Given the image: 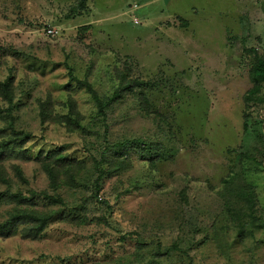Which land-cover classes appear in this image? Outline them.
I'll return each instance as SVG.
<instances>
[{
	"label": "rangeland",
	"instance_id": "1",
	"mask_svg": "<svg viewBox=\"0 0 264 264\" xmlns=\"http://www.w3.org/2000/svg\"><path fill=\"white\" fill-rule=\"evenodd\" d=\"M78 3L0 0V81L11 78L12 99L0 88V196L34 194L31 208L53 212L37 238L0 233V264H264V101L243 124L264 0ZM72 73L104 99L121 80L148 82L137 90L150 108L123 92L104 138ZM70 101L86 130L63 117ZM138 138L157 146L153 160L143 149L119 169L100 161L107 143ZM58 146L76 163L52 179L36 157ZM239 168L255 204L227 185ZM14 204L0 197V222Z\"/></svg>",
	"mask_w": 264,
	"mask_h": 264
},
{
	"label": "trees",
	"instance_id": "2",
	"mask_svg": "<svg viewBox=\"0 0 264 264\" xmlns=\"http://www.w3.org/2000/svg\"><path fill=\"white\" fill-rule=\"evenodd\" d=\"M87 0H79L78 8H85ZM252 53V64L250 67V78L252 86L247 90L243 96L245 103L244 110V128L248 126L249 108L252 102L264 101V56L261 55L256 49H251ZM73 75V73H72ZM73 80L81 87H84L94 99L95 105L97 107V114L100 118V122L104 127V138L107 137V132L109 130L108 126V112L112 108V104L119 97L122 96L123 92L128 91L133 95V98L136 99V102L143 110H148L150 108V98L146 90L141 89L137 90L138 87L148 84V82H143L142 80H121L119 82V87L112 98L104 99L103 96L98 92L97 88L93 85L88 78L80 79L73 75ZM11 85V78L8 77L3 81H0V88L4 91L5 96L11 101V94H9ZM74 103L70 101V112L67 116L64 114V118H68L69 121L76 123L78 127L83 130H86V126L82 123L81 120L77 119L74 116ZM95 125H97L95 123ZM98 128V127H97ZM17 138L19 137L20 141L25 142L29 141L32 138V134L24 131H15ZM95 134L100 132V129L93 131ZM14 138V139H17ZM6 141V142H10ZM5 143V142H4ZM8 143H5L4 147H7ZM65 146H58L57 148L45 151H39L36 159H38L42 165L45 167L46 171L49 173L52 179L59 177L60 174H64L62 171L64 168L73 166L76 163L73 155L64 153ZM157 148L152 142H146L144 139L138 138L133 140H125L117 143H107L105 150L101 154L100 161L102 163L107 162L108 164H113L112 167H117L119 169L118 160L121 157L129 158L131 151L142 152L143 149L148 150V156L153 160L155 157L154 150ZM144 155V154H142ZM244 154H241L243 156ZM248 155V154H246ZM249 156V155H248ZM242 160V158H241ZM240 160V161H241ZM17 173L22 176V171L20 166H15ZM114 168V169H115ZM240 172V173H239ZM242 169L239 168L238 172L232 171L231 178L226 181L229 189L230 187H235V195L243 201L245 204H255L256 203V192L251 189V181L245 182L243 185L240 184V174ZM7 174L0 172V180L8 181L6 176ZM36 193V192H35ZM0 197H4L6 201L14 202L15 204L9 210L8 216L4 222H0V233L4 232H14L17 228H20L21 234L26 238H37L45 230L49 221L53 217L52 211H45L31 208V203L34 197L33 195H28L23 191H11L7 190L5 193H1Z\"/></svg>",
	"mask_w": 264,
	"mask_h": 264
},
{
	"label": "built area",
	"instance_id": "3",
	"mask_svg": "<svg viewBox=\"0 0 264 264\" xmlns=\"http://www.w3.org/2000/svg\"><path fill=\"white\" fill-rule=\"evenodd\" d=\"M51 32V30H49Z\"/></svg>",
	"mask_w": 264,
	"mask_h": 264
}]
</instances>
